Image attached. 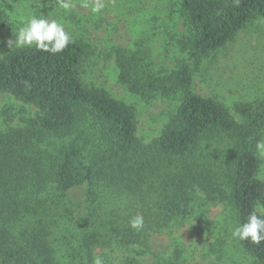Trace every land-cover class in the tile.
Returning a JSON list of instances; mask_svg holds the SVG:
<instances>
[{"label":"trees","instance_id":"1","mask_svg":"<svg viewBox=\"0 0 264 264\" xmlns=\"http://www.w3.org/2000/svg\"><path fill=\"white\" fill-rule=\"evenodd\" d=\"M179 14L187 27L181 50L198 66L248 23L264 19V0H180ZM0 25L9 27L1 8ZM90 56L91 46L71 37L56 54L33 45L0 57V92L38 109L26 128L0 135V264H55L52 229L63 228L65 217L68 226L85 229L81 238L70 232L65 240L75 255L90 256L108 236L98 230L103 224L93 219L97 212L108 219L104 225H111L112 240L143 243L150 232L159 233L184 218L198 192L211 202L229 201L237 225L254 209L264 218V182L258 178L260 161L251 142L242 144L222 176L196 160L200 146L218 135L255 137L261 114L251 106H239L237 112L246 120L242 127L221 102L194 91L189 63L179 62L166 75L153 74L143 72L133 57L120 51L119 81L130 93L180 97L161 135L144 145L135 109L104 89L86 85L82 69ZM50 138L60 140L50 155H32ZM85 187L86 209L62 206L70 192ZM138 214L144 218L141 230L129 225ZM64 229L68 231L66 225ZM240 242L256 264H264V241Z\"/></svg>","mask_w":264,"mask_h":264},{"label":"rangeland","instance_id":"2","mask_svg":"<svg viewBox=\"0 0 264 264\" xmlns=\"http://www.w3.org/2000/svg\"><path fill=\"white\" fill-rule=\"evenodd\" d=\"M66 2L72 5L67 10L60 6L59 0H0L9 25L8 28L0 25V57L17 47H10L9 41L15 42L26 20L32 16L55 19L63 24L70 37L91 46V56L82 69L86 85L104 89L135 109L138 137L144 145L161 135L176 114L180 97L166 98L161 94L141 97L130 93L119 81L117 55L120 51L133 57L143 72L153 74L166 75L174 71L179 62L189 63L194 70V91L221 102L240 126H246V120L237 112L239 106H251L254 112L261 114L259 133L255 137L264 141L263 18L248 23L226 47L195 66L179 44L187 33L179 14L180 0H99L103 4L99 13L91 10L96 0ZM37 115L35 106L0 92V135L26 128V121ZM255 137L248 139L243 133L218 135L200 146L196 160L222 176L228 172V163L242 144L251 142L260 161L258 178L264 182V158L257 153ZM58 143L59 139L50 138L35 148L32 155L48 156ZM47 191L54 200L52 190ZM87 196L86 187L79 188L61 203L80 212L89 205ZM97 213L93 219L102 222L98 230L108 234L106 244L98 245L90 256L75 255V249L65 239L71 236L70 232L80 235L85 229L68 226L69 219L62 215L63 228L52 229L55 264H93L96 256L101 257L104 264H256V259L243 248L240 240L232 238L237 220L230 202H211L202 192L196 194L184 218L175 219L159 233L150 232L143 243L126 245L112 240L111 225H104L108 219ZM94 226L97 228V223Z\"/></svg>","mask_w":264,"mask_h":264},{"label":"clouds","instance_id":"3","mask_svg":"<svg viewBox=\"0 0 264 264\" xmlns=\"http://www.w3.org/2000/svg\"><path fill=\"white\" fill-rule=\"evenodd\" d=\"M59 3L66 10L72 7L66 0H59ZM102 9L103 4L96 0L91 10L94 13H99ZM70 42L71 37L65 31L63 24L55 19L50 20L32 16L19 29L15 42L9 41V46L31 47L34 45L38 50L56 54L62 52ZM256 149L258 155L264 158V141H257ZM129 225L133 229L141 230L144 226L143 216L139 214L133 216L129 221ZM231 235L234 239L240 241L250 240L252 243L259 245L264 241V218H261L254 209L244 223L232 229ZM93 264H104V260L96 256L93 259Z\"/></svg>","mask_w":264,"mask_h":264}]
</instances>
